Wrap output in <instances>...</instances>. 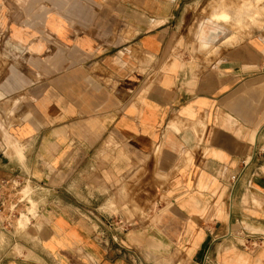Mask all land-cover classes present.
<instances>
[{"label":"crops","instance_id":"1","mask_svg":"<svg viewBox=\"0 0 264 264\" xmlns=\"http://www.w3.org/2000/svg\"><path fill=\"white\" fill-rule=\"evenodd\" d=\"M263 12L0 0V264H264Z\"/></svg>","mask_w":264,"mask_h":264},{"label":"rangeland","instance_id":"2","mask_svg":"<svg viewBox=\"0 0 264 264\" xmlns=\"http://www.w3.org/2000/svg\"><path fill=\"white\" fill-rule=\"evenodd\" d=\"M245 3V2H244ZM243 5H241V7H242ZM237 8V7H236ZM249 9V6H244L241 10H239V11H237L236 13V16L234 17V19H235V21H236V24H233V25H231V27L233 28V27H237V26H240V27H242V30H246V29H249L250 28V23H248V24H246V25H240V23H243V22H241L243 19H244V14L247 12V10ZM258 14H261V13H258ZM262 14H264V12L262 13ZM230 16L229 14H228V12H221L220 14H214V16L213 17H215V18H220V17H222V16ZM251 20H255V16H253V17H251L250 18ZM254 25H256L257 23H253ZM258 25V24H257ZM246 26V27H245ZM248 27V28H247Z\"/></svg>","mask_w":264,"mask_h":264},{"label":"bare ground","instance_id":"3","mask_svg":"<svg viewBox=\"0 0 264 264\" xmlns=\"http://www.w3.org/2000/svg\"><path fill=\"white\" fill-rule=\"evenodd\" d=\"M220 18H223V19H226V20H229V19H231V16H222V17H220ZM234 19V18H233ZM219 20V19H218ZM216 21V20H215ZM220 23H221V21H220ZM234 23H236V21H234ZM211 24V23H210ZM209 25V24H208ZM216 29V28H215ZM218 30V29H217ZM221 30H222V28H221ZM220 30V31H221ZM213 31V30H212ZM219 31V32H220ZM229 31V30H228ZM217 33V32H216ZM202 34V33H201ZM200 35V34H199ZM203 37V36H202ZM209 37V36H208ZM198 38V37H197ZM210 38V37H209ZM206 44H208V43H206ZM203 47V46H202Z\"/></svg>","mask_w":264,"mask_h":264}]
</instances>
